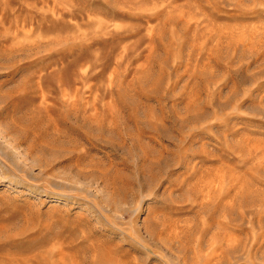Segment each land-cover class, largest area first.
<instances>
[{
	"label": "rangeland",
	"instance_id": "374dc122",
	"mask_svg": "<svg viewBox=\"0 0 264 264\" xmlns=\"http://www.w3.org/2000/svg\"><path fill=\"white\" fill-rule=\"evenodd\" d=\"M0 264H264V0H0Z\"/></svg>",
	"mask_w": 264,
	"mask_h": 264
}]
</instances>
